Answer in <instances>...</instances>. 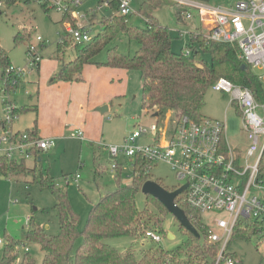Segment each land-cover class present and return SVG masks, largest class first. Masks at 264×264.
Returning a JSON list of instances; mask_svg holds the SVG:
<instances>
[{
    "label": "rangeland",
    "instance_id": "rangeland-1",
    "mask_svg": "<svg viewBox=\"0 0 264 264\" xmlns=\"http://www.w3.org/2000/svg\"><path fill=\"white\" fill-rule=\"evenodd\" d=\"M133 14L129 19V26L144 27L145 20L140 13L145 3L149 0H131ZM192 3L207 7L234 6L240 0H187ZM159 9L146 8L161 24L170 28L173 38L172 48L175 52H181L189 47L190 32L201 28L207 32L206 21H201L198 11L193 9L195 19L185 24L177 23L176 4L173 0H165ZM97 3L88 0L83 11L97 7ZM112 11L102 8L96 12L95 22L100 23L105 17H110ZM61 14L55 11H46L40 4L33 2H9L6 8L0 11V46L9 56L11 65L25 72V77L16 91L1 92L0 90V120L5 118L4 101H10L18 105L19 109L27 110L18 116L15 129L25 132L37 121V126L42 138L57 139L56 147L42 153L41 161H38L37 174L32 175L29 169H33L37 160L26 161L25 173L13 177H4L0 174V240L5 242V235H9L18 242V262L29 254L34 264H42L44 252L34 242L25 240L24 232L28 229V223L34 220L37 226L49 236L60 233L58 213L55 210L56 199L49 188H43L35 182L39 173H47L53 179L56 186L67 192L68 201L72 210L79 216L78 229L82 231L87 223L92 207L100 198L117 187V173L111 171V165L115 160L111 159L105 146H121L124 139L133 133L137 124L149 126L157 119L143 110L141 104L142 84L140 74L137 71H126L122 79H106L104 73L95 72L84 82H65L60 80V71L63 63H69L76 57V50L68 48L63 54V62L56 59L57 47L61 35L65 34L64 22ZM100 25L91 32L93 36L101 32ZM180 32H185L180 36ZM21 34L22 39L15 42V37ZM30 36V37H28ZM41 37L42 48L41 64L38 68L29 66L28 50L30 45L37 43ZM116 47L119 53L133 56L138 44L130 40L123 31H117L116 39L109 45ZM189 49V48H188ZM107 57V49L102 51L95 59L98 63H104ZM258 76L261 73L254 71ZM73 82V83H72ZM105 102L103 105L100 102ZM38 108V111H37ZM108 108L106 111L101 109ZM36 111L38 112L36 114ZM202 114L204 117L226 123L227 140L233 148L246 153L250 141L243 130L242 116L237 112L232 103V97L210 88L206 94L205 106ZM175 118L171 114L160 124L169 126L170 120ZM82 132L84 141L71 137ZM149 137L142 143L150 142ZM105 145V146H104ZM123 165L121 182H132L133 167L131 160L120 156L118 160ZM42 168V170H41ZM101 172L100 175L96 174ZM18 169L16 172H19ZM15 172V173H16ZM44 173V175H45ZM45 178V176H44ZM150 180L158 182L166 190L172 191L179 188L180 182L176 179V173L171 166L165 163L153 164L150 171ZM138 207L146 206V195L139 192L136 195ZM150 208L159 212L151 202ZM160 213V212H159ZM163 221L160 232V243H154L150 239L136 240L131 237L111 238L106 242L123 252L133 250L136 253L160 250L168 255L180 252L181 255L191 247V237L182 229L176 218L168 213L162 215ZM203 222L211 229L216 230L217 219H227L223 213L202 214ZM156 227V226H155ZM153 226V228H155ZM157 230V229H153ZM169 235L174 238L170 239ZM82 241L78 238L76 246ZM203 243V240L201 241ZM26 249L29 250L26 253ZM227 252L239 258L242 264H264V235H243L236 232L232 237ZM3 256V247L0 250V261Z\"/></svg>",
    "mask_w": 264,
    "mask_h": 264
},
{
    "label": "trees",
    "instance_id": "trees-1",
    "mask_svg": "<svg viewBox=\"0 0 264 264\" xmlns=\"http://www.w3.org/2000/svg\"><path fill=\"white\" fill-rule=\"evenodd\" d=\"M149 1L143 5L140 13L145 20L144 27L129 26L132 13L126 16L112 15L110 20L103 18L101 32L86 45L73 46L64 38L65 34L61 35L63 42L58 44L56 59L63 62V54L70 47H73L77 54L73 61L62 64L60 80L72 81L86 65H105L124 71H137L142 84L143 110L159 121L171 114L175 118L171 121L173 127L174 121L183 116L195 122L206 118L202 114L206 94L220 78L249 89L258 102L264 103V84L251 68L248 67L247 71H243L242 65L245 63L239 58L236 46L208 42L205 31L197 28L196 31L190 32L189 49L175 52L172 48L173 38L170 28L161 24L153 12L146 10V8L159 9L164 5L165 0ZM117 10L118 7L114 3L111 11ZM185 10L183 6L176 4L177 23L187 22L183 18ZM118 30L123 31L130 40L138 44V49L133 56L119 53L116 47H109L116 39ZM180 36H182L181 32ZM21 39L22 35L18 34L15 42ZM105 49H107L106 61L96 62V57ZM39 66H37L38 69ZM10 67H12L10 56L0 46V83L2 85L9 78ZM17 87L13 86L11 91H15ZM27 110L35 109H19L15 110V113L21 115ZM27 132L37 136L35 128ZM148 165L149 163L145 160L137 158L133 162L132 182L123 184L121 182L123 166L121 163L118 164L115 168V173L118 175L116 189L104 194L92 207L82 231L78 229L80 219L69 204L67 192L56 186L53 179L46 173L44 175L41 169L39 178L35 179V182L41 184L43 188H49L53 193L56 199L54 208L60 223V233L56 236L47 235L34 223L33 219L29 222L27 231L24 232L25 240L38 244L44 252L42 264H215L218 245L209 241L207 226L203 222L202 215L188 204L182 203L183 195L177 198L176 203L185 211L200 234L198 239L179 224L180 229L187 232L192 240L191 247L185 255H181L180 252L168 255L162 250L157 254L152 249L140 253L133 250L120 252L106 242L111 238L123 237L136 240L149 239L146 236L148 231L160 232L162 215L169 213L167 209L150 195H146L147 204L143 209L138 207L136 200V195L142 191L144 183L150 180V174L147 172ZM25 166V161L17 163L7 161L4 157L0 158V174L6 178H12L13 172L15 175H19L20 172L25 173L28 170ZM36 168L40 167L29 169L33 176L37 174ZM18 169L20 171L16 172ZM151 202L160 213L150 208ZM153 226L156 227L153 228ZM236 232L245 236L254 234L249 228L246 230L241 228V225L236 228ZM80 237L82 241L76 246ZM4 240L5 242L2 241L3 244H0V250L1 246L3 247L0 264H16L22 242L16 241L7 234ZM233 258L237 257L233 256ZM18 264H34V261L27 254Z\"/></svg>",
    "mask_w": 264,
    "mask_h": 264
},
{
    "label": "built area",
    "instance_id": "built-area-1",
    "mask_svg": "<svg viewBox=\"0 0 264 264\" xmlns=\"http://www.w3.org/2000/svg\"><path fill=\"white\" fill-rule=\"evenodd\" d=\"M12 1L37 3L47 11L61 14L65 27L64 38L73 46L86 45L94 39L96 35L93 36L91 32L97 25L102 26L101 22L94 21L98 10L105 7L112 10V5H117L118 10L112 12L110 17H105L106 20H110L112 15L134 13L131 0H92L98 6L87 7L85 11L82 9L88 0H0V11ZM173 1L186 9L183 14L186 21L195 19L192 11L196 9L200 20L207 23V41L236 46L239 58L253 71L261 73L259 78L264 84V0H240L230 8H210L187 0ZM184 34L182 32V36ZM60 42L63 40L60 39ZM37 43L40 49L32 44L28 50L29 66L33 68L41 63L44 47L41 37L37 38ZM8 72L9 78L3 85L0 83L1 92H10L25 77L23 70L13 66ZM212 89L230 95L233 105L242 116L243 130L250 141L245 154L229 144L226 123L209 118L195 122L184 116L174 121L171 130L158 120L149 126L137 124L121 146H106V149L111 159L115 160L111 165L113 172L120 164L116 161L120 156L130 159L132 167L137 158L145 160L149 163V174L153 164L171 166L177 181L182 183L179 188L188 184L182 194V203L188 204L201 215H227V219L216 220V230L206 225L209 241L218 245L215 264H240L239 258H233L227 252L236 228L241 225L244 230L249 228L256 235H264V103L258 102L249 89L225 78L217 80ZM15 110L13 102L4 101L0 158L17 163L26 162L56 146L54 138L15 131L14 123L18 119ZM72 137L84 139L82 132ZM146 137L151 141L142 143ZM146 236L154 243L161 242L156 231H148Z\"/></svg>",
    "mask_w": 264,
    "mask_h": 264
},
{
    "label": "water",
    "instance_id": "water-1",
    "mask_svg": "<svg viewBox=\"0 0 264 264\" xmlns=\"http://www.w3.org/2000/svg\"><path fill=\"white\" fill-rule=\"evenodd\" d=\"M242 69L243 71H247L248 66L246 64H243ZM105 110L107 111L108 108L101 109L100 111H105ZM187 187L188 184L174 191H169L163 188L156 181L149 180L144 183L142 187V193L144 195H150L153 198L160 201V203H162L164 207L167 209V211L176 218V220L179 222V224L182 227H184L187 231H189L190 233L195 235L198 239H200L199 232L193 226L190 219L186 215L185 211L176 204L177 198L185 192ZM169 237L170 239L174 238L172 235H169Z\"/></svg>",
    "mask_w": 264,
    "mask_h": 264
},
{
    "label": "crops",
    "instance_id": "crops-1",
    "mask_svg": "<svg viewBox=\"0 0 264 264\" xmlns=\"http://www.w3.org/2000/svg\"><path fill=\"white\" fill-rule=\"evenodd\" d=\"M95 72H98V74L100 73H104V75H106V79H113V78H119V79H122L123 76H124V70H120V69H115V68H111V67H108V66H95V65H86L82 68L81 72L79 74H76L74 76V79H73V82H84V80L86 79L85 83H83L82 86H85L86 82H87V78L90 77L91 75H93ZM72 82V83H73ZM105 102H100V104H104ZM16 106L18 107V105L16 104ZM37 111H38V108H37ZM38 112H36L37 114ZM1 122V120H0ZM37 121L35 122L34 126H31L30 128H28L26 131H33L34 128L36 130V134L38 136H41V132L39 131L38 129V126H37ZM14 129H15V126H14ZM19 131V130H17ZM2 133V130H1V126H0V134ZM49 138V137H47ZM72 138V137H71ZM72 139H77V140H80L81 142L84 141V139H78V138H72ZM58 140L56 139V142ZM38 161H41V156L38 158L34 166V168L36 166H38ZM122 165V164H121ZM123 166V165H122ZM42 169V168H41ZM45 173V172H44ZM47 174V173H46ZM98 175L101 174V172H98L97 170V173Z\"/></svg>",
    "mask_w": 264,
    "mask_h": 264
},
{
    "label": "bare ground",
    "instance_id": "bare-ground-1",
    "mask_svg": "<svg viewBox=\"0 0 264 264\" xmlns=\"http://www.w3.org/2000/svg\"><path fill=\"white\" fill-rule=\"evenodd\" d=\"M41 64V63H40ZM39 64V65H40ZM37 68V67H36ZM20 82H21V80H20ZM20 82H19V84H20ZM19 86V85H18ZM16 91V90H15ZM3 104H4V102H3ZM15 104V103H14ZM16 105V104H15ZM16 110H19V108L16 106ZM17 116H20V115H17ZM184 117H187V116H184ZM189 118V117H188ZM190 119V118H189ZM18 120V119H17ZM191 120V119H190ZM2 122H3V120L0 122V126H1V130H2ZM15 123H16V121H15ZM15 123H14V125H15ZM16 131V130H15ZM21 132V131H20ZM25 132H27V131H25ZM1 135V134H0ZM36 136V135H35ZM38 136V135H37ZM38 137H40V136H38ZM42 138V137H41ZM73 138V137H72ZM55 139V138H54ZM57 143V142H56ZM105 146V145H104ZM56 147V146H55ZM105 148H106V146H105ZM107 150V149H106ZM44 153V152H43ZM109 154V153H108ZM42 155V153H40L39 155H37V157L34 159V160H37L40 156ZM110 156V155H109ZM111 158V157H110ZM28 225H29V223H28ZM27 225V226H28ZM0 241H2V240H0ZM1 244H3V242L1 243ZM29 252V251H28ZM27 251H26V253H28Z\"/></svg>",
    "mask_w": 264,
    "mask_h": 264
}]
</instances>
